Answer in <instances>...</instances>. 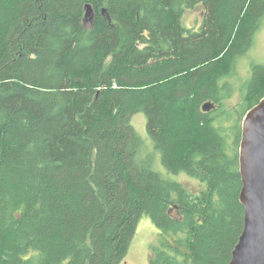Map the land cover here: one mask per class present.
Wrapping results in <instances>:
<instances>
[{"label":"trees","instance_id":"obj_1","mask_svg":"<svg viewBox=\"0 0 264 264\" xmlns=\"http://www.w3.org/2000/svg\"><path fill=\"white\" fill-rule=\"evenodd\" d=\"M199 7L198 29L184 19ZM263 19L264 0H0V264H123L143 217L162 234L151 264H229L264 64L221 83ZM137 114L165 169L197 187L154 170Z\"/></svg>","mask_w":264,"mask_h":264},{"label":"water","instance_id":"obj_2","mask_svg":"<svg viewBox=\"0 0 264 264\" xmlns=\"http://www.w3.org/2000/svg\"><path fill=\"white\" fill-rule=\"evenodd\" d=\"M103 14L108 18L106 9ZM95 12L86 5L85 20ZM213 105L203 106L210 112ZM239 172L242 178L240 202L245 209L244 230L229 264H264V97L248 110L241 122Z\"/></svg>","mask_w":264,"mask_h":264},{"label":"rangeland","instance_id":"obj_3","mask_svg":"<svg viewBox=\"0 0 264 264\" xmlns=\"http://www.w3.org/2000/svg\"><path fill=\"white\" fill-rule=\"evenodd\" d=\"M98 11L95 10V20L98 15ZM185 22L194 28H200L203 20V11L199 7L193 12H188L185 16ZM88 23H92L91 17L88 18ZM94 21V20H93ZM264 64V19L260 24L259 31L255 34L251 49L242 54V56L237 57L236 64V75L235 79L228 80L225 79L222 81L221 85L226 86L229 89H238V81L242 80L240 84L244 82L246 78H249L252 72V66L254 64ZM243 102V96L240 93H234L233 97L226 102L225 105L229 109L238 107ZM215 109V107L213 108ZM204 112V111H203ZM132 124L138 134L145 141V149L143 151V156H152L154 160V170L161 174L163 177L176 181L185 187L191 189L189 186L197 187L198 181L189 178L185 173L181 174H172L169 173L162 164L161 155L158 151L155 150L154 144L147 134V119L144 114H137L132 119ZM162 238L161 232L154 226L151 220L148 217H143L135 231L134 236L130 240L131 242L125 255L123 264H151L150 255L151 250L154 245H158Z\"/></svg>","mask_w":264,"mask_h":264},{"label":"bare ground","instance_id":"obj_4","mask_svg":"<svg viewBox=\"0 0 264 264\" xmlns=\"http://www.w3.org/2000/svg\"><path fill=\"white\" fill-rule=\"evenodd\" d=\"M244 230V229H243ZM243 233V232H242Z\"/></svg>","mask_w":264,"mask_h":264},{"label":"flooded vegetation","instance_id":"obj_5","mask_svg":"<svg viewBox=\"0 0 264 264\" xmlns=\"http://www.w3.org/2000/svg\"><path fill=\"white\" fill-rule=\"evenodd\" d=\"M252 73V72H251Z\"/></svg>","mask_w":264,"mask_h":264}]
</instances>
